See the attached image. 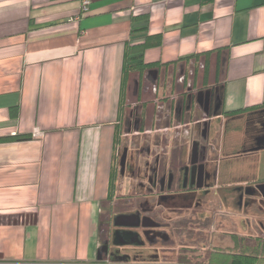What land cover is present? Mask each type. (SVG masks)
Segmentation results:
<instances>
[{
    "label": "crops",
    "instance_id": "obj_1",
    "mask_svg": "<svg viewBox=\"0 0 264 264\" xmlns=\"http://www.w3.org/2000/svg\"><path fill=\"white\" fill-rule=\"evenodd\" d=\"M88 1L84 14L82 0H0V264H95L119 258L117 229L109 244L101 221L122 121L124 48L146 36H161L162 45L144 52L145 64L221 51L220 113L247 110L212 114L213 144L206 152L203 147L209 162L198 163V170L192 166L181 188L191 189L189 180L197 174L201 190L220 192L238 206L264 200L258 190L264 185V140L259 139L264 109H251L264 104V0ZM138 15L149 18L132 24ZM210 59L214 72L216 55ZM194 62L168 67L184 70ZM154 72H146L142 83ZM130 79L138 83L137 74ZM131 87L129 105L146 94ZM189 124L182 127L192 138L198 127ZM34 130L42 135L34 136ZM190 136H184V147ZM164 143L172 144L171 139ZM184 147L179 181L191 155ZM164 151L171 167L172 151ZM180 193L170 192L172 198Z\"/></svg>",
    "mask_w": 264,
    "mask_h": 264
},
{
    "label": "rangeland",
    "instance_id": "obj_2",
    "mask_svg": "<svg viewBox=\"0 0 264 264\" xmlns=\"http://www.w3.org/2000/svg\"><path fill=\"white\" fill-rule=\"evenodd\" d=\"M201 64L197 61L193 65H184V70L176 67L173 71L167 67L157 73L153 71L141 85L136 81L131 83L129 77L126 79V90L132 86L133 90L145 91L146 94L130 105L125 95L122 108L120 137L114 159V167L118 170L116 193L107 203L101 221L103 236L109 244L112 232L118 227L113 223H118V230L125 233L123 241L130 239L116 248L114 253L119 258L113 260L114 263L202 264L214 250L246 254L256 252L257 248L261 251L264 242L263 199L244 208L236 205V200L220 196V192L209 190L204 193L200 186L199 189L194 188L193 178L189 180L193 181V188L182 189L183 182L184 185L188 182V172H185L184 181L176 178L179 174L176 170L180 168L179 150L184 147V136H190L183 125L197 122L194 127H198L184 147L187 153L190 150L191 154L194 153L195 145L199 152L200 147H204L206 152L213 144L208 135L207 140L201 138V128L209 123L208 116L211 115H208L207 108L210 103L214 106L216 99L220 102L221 85L212 79L211 64L202 85ZM211 90L217 97L211 95L209 99L208 91ZM162 138L171 139L170 148ZM165 148L172 151L171 167H167L168 161L164 158ZM156 157L158 164L153 163ZM192 157L189 156L188 165L196 169L201 168L197 163L210 158L205 155L194 162ZM152 169L156 170L155 176ZM168 170L170 179L167 178ZM159 182L163 183V189ZM178 191L181 193L172 198L170 192ZM201 193L204 194L201 196ZM246 223L251 225L246 227ZM107 224L108 227L105 226Z\"/></svg>",
    "mask_w": 264,
    "mask_h": 264
},
{
    "label": "trees",
    "instance_id": "obj_3",
    "mask_svg": "<svg viewBox=\"0 0 264 264\" xmlns=\"http://www.w3.org/2000/svg\"><path fill=\"white\" fill-rule=\"evenodd\" d=\"M148 15H138V16H133L132 17V24L136 22H146L148 20ZM144 30V28H142ZM136 30H132L131 33L135 32ZM162 45V39L161 36L156 35V36H146L143 41L141 42H127L125 44L124 48V55H123V65H122V77H121V87H120V112H122V108L124 107V99L126 95V79L129 77L130 74H137V79H138V84L141 85L142 83V78L143 75L146 72H153V71H160L162 68H167L168 66H176L178 62H188V60L194 59L195 62L198 61L200 58H203L202 60V67H203V74H202V79L205 81V78L207 76V71L209 69V62L212 61L210 57L212 55H216V61H215V83L218 82V70L219 67L221 66V61L219 58V53L221 51L215 50V51H209L205 53H201L198 55H194L191 57H187L185 59H180L179 61L170 63V64H165V65H160V63H152V64H145L143 62V55L144 52L150 48H157ZM204 84V82H203ZM214 113L216 115L224 114H240L245 111H236V112H231V113H220L221 112V97H220V102L217 100V104L214 106ZM251 109H264V104L253 107ZM248 109V110H251ZM219 112V113H218ZM12 116H15L17 114L16 109H12ZM123 113V112H122ZM214 115V116H216ZM120 125L116 131V135L114 138V148H116L117 143L119 142V137H120ZM142 129V127L140 128ZM21 138V137H19ZM11 140H19L17 138L11 139ZM116 150V149H115ZM114 159H115V153L112 161V168H111V173H110V181H109V194L107 201H112L113 195L116 193V177L118 175L117 173V168L114 167ZM118 226L117 230L113 233L114 236L116 237V240L118 239L120 242H117V246H122V244H126L127 241H123L122 237L125 234L124 232L118 230L119 226L118 223H116ZM130 241V239H129ZM201 264V263H200ZM202 264H264V242L261 245V253H251V254H246V253H228V252H221V251H211L207 255V258L204 263Z\"/></svg>",
    "mask_w": 264,
    "mask_h": 264
},
{
    "label": "flooded vegetation",
    "instance_id": "obj_4",
    "mask_svg": "<svg viewBox=\"0 0 264 264\" xmlns=\"http://www.w3.org/2000/svg\"><path fill=\"white\" fill-rule=\"evenodd\" d=\"M202 85H203V82H202ZM211 95H214L215 97H217L216 96V94L214 93V91L213 90H211V91H208V97H209V99H211ZM216 100H218V99H216ZM217 104V101H216V103L214 104V106ZM213 105L211 106V103H210V107L209 108H207V112L209 113L208 115H211V116H208V121L210 122V120H212L213 119V117H215L214 115H212L213 114V112H214V107ZM208 110H213L212 112L211 111H208ZM195 123H197V122H195ZM209 126H210V123H207L206 125H205V127L204 128H201V138L202 139H205V140H207V137H206V135H208V137H209V134H208V131H209ZM203 137H206V138H203ZM260 140H264V136L263 135H261V137L259 138ZM204 140V141H205ZM193 148L196 150V151H194V153H192L191 154V156H193L192 157V160L194 161V162H196V161H198V159L201 157H204L205 156V153H204V149H203V147H200V152H199V150H198V146L197 145H195V146H193ZM199 152V153H198ZM191 158V157H190ZM204 161H206L207 162V160H204ZM158 162H159V159H158V157H156V158H154V160H153V163L154 164H158ZM198 164V163H197ZM129 167H131V165L129 166ZM194 167V169H196V167L195 166H193ZM191 170H192V166H189V168H188V173H190V175H191ZM196 170H198V168L196 169ZM134 173H136V171H133ZM155 173H156V170L155 169H152V175L153 176H155ZM196 175V177H195V179H194V177H193V180H195V186H194V188H196L197 186H199V184L201 185L202 184V181H200V178L197 176V174H195ZM153 179H155V177L153 178ZM160 180H162V179H160ZM154 182V181H153ZM152 182V185H153V187H154V183ZM190 182V184H192V182L191 181H189ZM203 184L204 185H208L209 184V181H204L203 182ZM159 185L162 187V189L164 188V185H163V183L162 182H159ZM193 188V187H192ZM203 192L204 193H207L208 192V188L207 189H204L203 190ZM204 193H201L200 195L202 196ZM200 195H198V196H200ZM161 200H165V198H161ZM135 224H136V221L134 222ZM133 224V223H132ZM160 237L161 238H164L165 236L164 235H160Z\"/></svg>",
    "mask_w": 264,
    "mask_h": 264
},
{
    "label": "built area",
    "instance_id": "obj_5",
    "mask_svg": "<svg viewBox=\"0 0 264 264\" xmlns=\"http://www.w3.org/2000/svg\"><path fill=\"white\" fill-rule=\"evenodd\" d=\"M89 12V1L88 0H82L81 2V13H88ZM33 135L34 136H41L42 133L37 131V130H34L33 131ZM115 261H108L107 259L105 260H102V261H99V262H96L95 264H126V263H114Z\"/></svg>",
    "mask_w": 264,
    "mask_h": 264
},
{
    "label": "water",
    "instance_id": "obj_6",
    "mask_svg": "<svg viewBox=\"0 0 264 264\" xmlns=\"http://www.w3.org/2000/svg\"><path fill=\"white\" fill-rule=\"evenodd\" d=\"M124 160H125V157H123V159H122V163L124 162ZM258 190L261 192V194H262L263 197H264V185L259 186V187H258Z\"/></svg>",
    "mask_w": 264,
    "mask_h": 264
}]
</instances>
